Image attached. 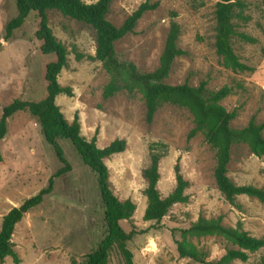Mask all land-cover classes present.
I'll use <instances>...</instances> for the list:
<instances>
[{
    "label": "rangeland",
    "instance_id": "obj_1",
    "mask_svg": "<svg viewBox=\"0 0 264 264\" xmlns=\"http://www.w3.org/2000/svg\"><path fill=\"white\" fill-rule=\"evenodd\" d=\"M219 1L115 0L107 18L120 27L142 3H157V9L147 12L133 33L116 43L119 59L134 63L142 73L155 71L171 23L177 22L181 27L178 47L184 54L176 58L165 82L198 86L206 81L210 91L231 87V95L221 104L229 112L238 111L231 127L242 129L252 119L264 123V0H241L247 4L244 15L249 21L234 20L239 33L255 39L254 43L239 37L232 40L235 53L252 68L249 72L226 68L217 54L215 11ZM84 2L93 4L97 0ZM16 14L15 0H0V119L3 109L16 99L39 101L46 97V67L56 60L54 55H44L40 50L36 13L6 40V24ZM48 18L56 38L68 51V64L59 83L69 87L72 96L62 94L57 98L66 119L71 123L78 116L82 135L89 141L98 131L99 148L115 140L126 142L125 151L106 158L105 163L114 194L120 201L130 200L136 206L132 219L121 222L126 232L135 229L139 233L128 244L134 264H198L179 257L175 238L179 237V229L188 228L200 216H222L226 226L241 223L252 236L264 238V204L242 195L232 205L221 194L215 180L216 153L201 133L190 138L195 128L190 111L164 104L153 122L148 123L141 92L122 91L105 99L103 91L110 75L95 59V31L56 10L49 11ZM154 143L166 145L160 162L161 196L165 198L175 190L177 165L188 182V202L174 205L160 223L144 220L148 187L144 172L151 165L150 147ZM60 144L71 170L55 178L51 195L16 226L12 243L19 262L8 257L0 264H82L98 247L105 221L97 178L70 142ZM0 153L1 229L4 216L46 188L64 164L45 142L38 121L26 112L9 121ZM228 168V176L235 184L264 189V157H256L246 144L232 148ZM192 242L208 254L209 260H218L227 250L238 248L218 236L194 238ZM263 257L264 248L251 253L246 262L235 260L231 264H261ZM124 261L122 254L114 250L109 264H125Z\"/></svg>",
    "mask_w": 264,
    "mask_h": 264
},
{
    "label": "trees",
    "instance_id": "obj_2",
    "mask_svg": "<svg viewBox=\"0 0 264 264\" xmlns=\"http://www.w3.org/2000/svg\"><path fill=\"white\" fill-rule=\"evenodd\" d=\"M114 1L97 0L93 4H87L84 0H15L17 14L6 24V40L13 37L32 13H36L39 19L36 39L41 42L40 50L44 55H54L56 60L46 67L47 94L45 98L39 101L16 99L3 109L0 119V143L7 136L9 121L20 112L29 113L38 121L45 142L64 164V168L50 179L46 188L4 216L0 229V262L2 263L8 257L19 262L12 243L16 226L27 213L40 206L51 195L55 178L71 170V165L60 144L61 141H67L73 145L82 162L95 174L104 205L105 230L102 239L98 247L82 264H109L114 250L122 254L125 264H134L133 253L128 244L139 233L135 229L126 232L121 222L132 219L136 206L130 200L120 201L114 194L109 184V170L105 163L106 158L124 152L126 142L115 140L109 146L99 148L98 131L90 141L87 140L82 135L79 117L76 116L70 123L57 104V98L60 95L72 96V91L59 83L60 74L68 64V51L56 38L49 25L48 12L51 10L87 24L95 31V59L102 63L110 75V81L103 91L105 99H110L122 91L129 94L141 92L147 107L148 123L153 122L158 109L164 104L188 109L195 122L190 138L201 133L206 143L216 153L215 180L221 194L232 205H236L237 197L242 195L255 198L264 204V189L252 185H237L228 176L231 152L235 145L246 144L256 157H264V123L258 124L255 119H252L242 129L231 127L232 121L238 116V111L235 109L229 112L221 104L232 93V88L229 86H224L218 91H210L206 81H202L198 86H191L188 83L170 85L165 82L176 58L184 54L178 47L181 27L175 21L171 23L160 65L155 71L142 73L134 63L122 62L116 52V43L133 33L142 17L147 12L157 9L158 4L142 3L122 26L117 27L107 18ZM246 8L247 4L241 0H220L216 5L217 54L223 58L225 67L235 72L252 71L250 66L240 60L232 46V40L235 37L246 42H255V39L247 34L239 33L234 23L236 18L249 21V17L244 15ZM150 149L151 165L144 172L148 181L144 220L160 223L174 205L188 202L189 196L186 194L188 182L184 179L180 166L177 165L176 188L169 196L163 198L158 190V183L162 152L166 150V145L154 143ZM2 161L3 157L0 153V163ZM178 232L179 237L175 238V244L179 257L191 259L198 264H231L235 260L246 262L251 253L264 248V238L252 236L241 223H238L236 227L226 226L222 216L216 218L200 216L188 228L179 229ZM213 236L223 237L238 248L227 250L218 260H209L208 254L200 250L192 239ZM261 264H264V257L261 259Z\"/></svg>",
    "mask_w": 264,
    "mask_h": 264
}]
</instances>
